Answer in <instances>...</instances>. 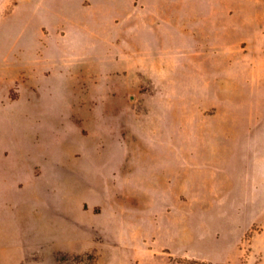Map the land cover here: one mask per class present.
<instances>
[{"label":"rangeland","instance_id":"rangeland-1","mask_svg":"<svg viewBox=\"0 0 264 264\" xmlns=\"http://www.w3.org/2000/svg\"><path fill=\"white\" fill-rule=\"evenodd\" d=\"M23 1L0 0V264H264V0L229 8L219 86L217 23L124 37L115 66Z\"/></svg>","mask_w":264,"mask_h":264},{"label":"crops","instance_id":"crops-1","mask_svg":"<svg viewBox=\"0 0 264 264\" xmlns=\"http://www.w3.org/2000/svg\"><path fill=\"white\" fill-rule=\"evenodd\" d=\"M123 2L120 0H89L88 3H79L76 0H24L20 7L34 5L35 10L40 11V15L38 14L34 19L30 16L28 20L35 24H42L40 32L48 40L53 39L52 29L56 35L59 28L52 24H84L83 29L77 32L78 35L83 34L88 39H101L105 50L103 62L115 66L126 63L124 59H118L117 56L129 54L123 47L124 43L120 41L124 37L131 39L130 43H137L138 39L145 35L144 29H151V33L160 34L169 30V24L173 21L188 19L200 23H217L218 26L215 25L216 28L210 38V45L214 49L212 68L217 76L214 79L217 81V86H219L220 71L228 73L240 70L241 66L244 67L243 64L240 66L235 62L231 63L229 59L232 50L230 47L232 28L228 25L229 8L234 5V0H126ZM122 23L128 26L121 27ZM49 31L50 33H47ZM59 35L61 38H68L61 33ZM128 45L129 43H126V47ZM57 49L60 50V47ZM240 51L241 55H244V49L240 48ZM224 54L227 56L226 63L219 59V56ZM55 64L57 62H52L53 66ZM62 67L67 66L62 65ZM130 67L134 70L139 69L138 66ZM224 81L227 85L232 82L230 79L225 80L223 76L221 83Z\"/></svg>","mask_w":264,"mask_h":264}]
</instances>
